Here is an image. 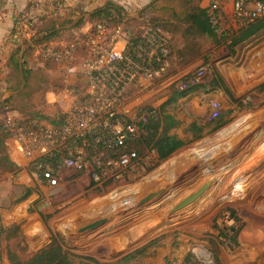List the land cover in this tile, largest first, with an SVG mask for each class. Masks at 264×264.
Segmentation results:
<instances>
[{
    "label": "rangeland",
    "instance_id": "rangeland-1",
    "mask_svg": "<svg viewBox=\"0 0 264 264\" xmlns=\"http://www.w3.org/2000/svg\"><path fill=\"white\" fill-rule=\"evenodd\" d=\"M132 13L125 10L127 18L139 16V12ZM64 15L73 19L67 29L87 17L82 10L70 7ZM221 22L215 31L217 39L241 26L232 27L226 10ZM88 23L76 31L83 33ZM189 47L186 64L181 68L169 66L158 81L159 90L146 102L155 103L159 118L171 116L176 121L169 133L179 134L185 146L158 164L155 153L147 151L132 172L101 191L82 190L83 179L75 186L67 185L54 199L50 198L47 209L37 211L44 222H50L49 234L32 239L20 230L6 243L0 238V264H9L7 250L22 260L29 259L49 243L51 236L56 237L73 264H95L75 256L118 264L131 252L150 256L156 247L171 249L166 264H264V62L260 68L252 64L254 59L264 60V35L232 48L223 39L211 38L192 40ZM39 59L33 54L28 61L32 74L62 77L57 67L44 68ZM203 63L209 64L211 70L194 90L208 87L217 96L211 100L221 106L216 120L208 119L209 107L201 108L202 99L193 103L192 112L190 96L185 101L182 97L174 99L175 84L182 75ZM24 84L21 74L19 90L12 94L20 93ZM30 86L34 91L15 97L9 104L11 108L21 115L56 110L52 95H47L36 79ZM221 121L226 124L215 129ZM194 123L203 129L199 139L189 131ZM5 174L8 175L0 181L2 187L12 183L11 172H0ZM208 181L211 185L202 196L173 211ZM25 194L26 188L19 186L12 197L20 200ZM36 194L39 197L33 204L35 210L37 203L43 206L44 198L43 192ZM226 209L234 211L237 220L230 219ZM100 219L106 222L80 233L85 224Z\"/></svg>",
    "mask_w": 264,
    "mask_h": 264
},
{
    "label": "built area",
    "instance_id": "built-area-1",
    "mask_svg": "<svg viewBox=\"0 0 264 264\" xmlns=\"http://www.w3.org/2000/svg\"><path fill=\"white\" fill-rule=\"evenodd\" d=\"M42 6V12L38 13ZM65 8V0H35L18 16L21 37H31L30 27L38 23L41 13L60 15ZM205 8L210 23L219 29L223 12L220 0H210ZM262 16L264 0H232L230 21L233 28ZM89 28L91 32L83 41V56L76 53L74 44L63 41L35 48L36 56L49 59L62 72L65 88L53 98L61 122L55 125L19 113L0 120V131L8 133L7 140L19 146L27 159L26 169L33 174L38 187L54 189L59 185L61 172L75 170L78 173L82 167L88 170V189L103 190L104 183H112L137 167L138 162L123 149L128 141L138 138L141 126L158 115L155 103L146 102L159 90L158 81L168 64L151 69L149 63L159 60L158 53L167 55L164 48L167 35L141 26L139 53L131 57L126 54L130 35L123 25L111 27L98 22ZM17 35L11 38L17 39ZM210 70L209 64L199 65L195 71L182 75L175 84L176 90L183 92L200 84ZM220 110V103L211 101L208 119L216 120ZM88 136L95 143H102L106 152L94 154L91 161L82 162L81 151L75 147L53 161L66 141ZM41 202L43 207L49 204L48 200Z\"/></svg>",
    "mask_w": 264,
    "mask_h": 264
},
{
    "label": "trees",
    "instance_id": "trees-1",
    "mask_svg": "<svg viewBox=\"0 0 264 264\" xmlns=\"http://www.w3.org/2000/svg\"><path fill=\"white\" fill-rule=\"evenodd\" d=\"M201 3L202 0H151L139 10V16L137 18H127L123 7L108 1L104 5L86 12L87 17L78 19L70 29L65 28L73 22V19L67 17L68 15H64L68 11V7H66L60 15L53 16L47 13H41L38 16V23L30 27L32 35L29 39L21 37L20 33L22 31L18 25V17L7 40L11 43V51L6 62L8 74L5 84L6 89L10 92L18 91L21 85V74L25 84L20 93L12 94L0 102V113L15 111V109L10 107V102L15 97L31 94L34 88L30 86V82L35 79L36 83L41 85L47 93H58L65 88L63 77L53 78L45 74L36 77V74H32L29 71L27 67L28 61L32 58L36 47L54 41L74 44L76 53L79 56H83L85 54L83 41L89 36L91 28L85 33L77 32L76 30H80L85 22H89L88 25L90 26L98 22H105L111 27L123 25L130 35L126 54L131 57H136L139 53L138 46L142 42L141 26L165 33L167 38L164 41V48L168 53L166 56L158 53L156 57L159 60L155 59L149 63L151 69H156L165 63L168 64V67L175 64L181 68L186 64L185 59L188 56L187 52L190 50L189 44L192 40L211 38L219 41L223 39L229 42V46L232 48L250 39L264 35V16H262L241 25L232 34L228 36L221 35L220 39H217L215 35L216 28L210 23L207 9L202 7ZM16 33L19 35L14 40L11 37ZM180 42H182L181 46L179 45ZM27 44L29 45L23 50ZM38 57L41 58L39 60L44 65V68L53 69L56 67L49 59L41 56ZM196 86L183 92L177 91L174 99L190 94ZM56 112H58L57 109L52 115L34 112L23 115V117H35L38 120L56 125L62 120V117ZM176 124V121L171 116L159 118L158 114L157 117L150 119L145 125L140 127L138 138L128 141L123 152L128 153L132 157V160H136L138 163L141 158L145 157L147 151H153L155 153L157 164L165 161L174 152L185 146V141L181 140L177 135L169 133V129L175 127ZM225 124L224 121H221L216 124L215 129ZM189 131H191L195 139H199L203 129L196 124H192ZM8 138V133L0 131V172H14L17 169V166L7 155L6 140ZM75 147L81 151L79 156L82 158V162L87 160L91 161L94 154L106 152V148L102 143H95L92 137L88 136L85 139L66 141L60 153L55 155L53 161L66 155L70 150H74ZM150 170L148 169L147 171ZM83 172L84 169L81 167L77 175H81ZM110 184V181H107L104 183V186L107 187ZM29 194L30 190L26 189V194L21 199L26 198ZM226 211L229 213L230 219H236L234 211L230 209H226ZM19 231L20 227L18 224H12L10 226L0 225V238L6 243L10 239L15 238ZM142 254L143 252L141 251L131 252L122 257L118 264H133L138 259L144 257ZM6 256L9 264H73L70 256L62 249V246L55 236H51L49 243L27 260L20 259L15 253L9 250L6 251ZM75 257L80 260H89L95 264H101L91 258Z\"/></svg>",
    "mask_w": 264,
    "mask_h": 264
},
{
    "label": "crops",
    "instance_id": "crops-1",
    "mask_svg": "<svg viewBox=\"0 0 264 264\" xmlns=\"http://www.w3.org/2000/svg\"><path fill=\"white\" fill-rule=\"evenodd\" d=\"M34 1L35 0H0V102L12 95V92L6 89L5 84L8 74L6 62L11 51V43L7 41L9 34L12 31L18 16L31 7ZM108 1L123 7L125 10H128L129 14L130 11L133 12L132 14H134V12L136 14V12L138 13L139 10L151 0H65V5L66 7L82 10L83 13H86L104 5ZM209 3L210 0H203L201 5L202 7H207ZM220 5L223 11L226 10V12L230 14L232 0H220ZM221 24L222 22L220 21V25ZM263 62L264 60L261 61V59L260 62H256L255 59L252 60V64L255 66L257 65L259 68L262 67L261 64ZM256 69L257 68H255V70ZM212 93L213 92H210L208 87L197 88L190 94L182 97V100L185 101L186 98L190 96L189 104L190 111L192 112L194 111L193 103L197 102L198 99L203 100L201 102V108L204 109L209 107L211 100H214L217 97ZM47 95H52L53 99L57 93H48ZM17 113L18 112L13 111V113L7 112L4 115L8 114L9 116H15L18 115ZM52 113L49 114L52 115ZM4 115L0 116V120L5 117ZM191 122L193 123L194 121L192 120ZM177 136L184 141V139H182L179 134ZM6 151L9 159L17 166V169L9 174L11 175L12 183L8 187H2V185H0V225L10 226L12 224H18L23 234H28L29 238L32 239L36 238L37 235L42 236L44 233L49 234L47 227H51L50 222L48 220L44 222L42 220V216L37 212L47 209L49 204L47 206L40 207L38 205L39 203H37V208L35 210L33 208V204L39 197V195L36 194V191H41V193L43 192V200L49 201L50 198L54 199L57 194L61 193L63 190H65V188L67 189V185L73 184L75 186V182L82 179L83 182H85L82 185V190H86L88 189L89 183L88 170L85 169L81 175H77L75 170H65L61 172L58 187L54 189L48 188L46 186L38 187L34 180L33 174L26 169V157L22 154L19 146L13 140L9 139L6 141ZM7 175L8 174L0 175V181ZM19 186L30 190V194L26 198L20 200L12 197L16 187ZM88 224L89 223L85 224L84 227ZM42 226H44L46 231L42 230ZM152 250L154 252L150 256H144L142 259H138V261L134 264H166V261L170 258L171 249L169 247H156Z\"/></svg>",
    "mask_w": 264,
    "mask_h": 264
},
{
    "label": "water",
    "instance_id": "water-1",
    "mask_svg": "<svg viewBox=\"0 0 264 264\" xmlns=\"http://www.w3.org/2000/svg\"><path fill=\"white\" fill-rule=\"evenodd\" d=\"M29 44L25 45L23 50H25L27 48ZM14 93V92H12ZM211 182H206L204 183L199 189H197V191H195L194 193H192L191 195H189L188 197L184 198L182 201H180L173 209V211L179 210L184 208L185 206L193 203L195 200H197L200 196L203 195V193L210 187ZM106 222L105 219H100L97 221H94L90 224H88L87 226L83 227L80 229V233H84L86 231H90L93 230L101 225H103Z\"/></svg>",
    "mask_w": 264,
    "mask_h": 264
},
{
    "label": "bare ground",
    "instance_id": "bare-ground-1",
    "mask_svg": "<svg viewBox=\"0 0 264 264\" xmlns=\"http://www.w3.org/2000/svg\"><path fill=\"white\" fill-rule=\"evenodd\" d=\"M209 160V159H208ZM187 197V196H186Z\"/></svg>",
    "mask_w": 264,
    "mask_h": 264
}]
</instances>
